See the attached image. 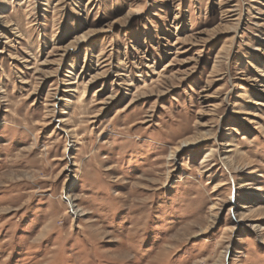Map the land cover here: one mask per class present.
Here are the masks:
<instances>
[{
  "label": "rangeland",
  "instance_id": "obj_1",
  "mask_svg": "<svg viewBox=\"0 0 264 264\" xmlns=\"http://www.w3.org/2000/svg\"><path fill=\"white\" fill-rule=\"evenodd\" d=\"M0 264H264V0H0Z\"/></svg>",
  "mask_w": 264,
  "mask_h": 264
},
{
  "label": "bare ground",
  "instance_id": "obj_2",
  "mask_svg": "<svg viewBox=\"0 0 264 264\" xmlns=\"http://www.w3.org/2000/svg\"><path fill=\"white\" fill-rule=\"evenodd\" d=\"M182 144H189L187 141H183L182 142ZM70 206H72V202L71 201H69V203H68Z\"/></svg>",
  "mask_w": 264,
  "mask_h": 264
}]
</instances>
